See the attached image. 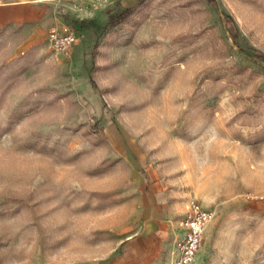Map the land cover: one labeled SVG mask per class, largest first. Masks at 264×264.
<instances>
[{"label":"rangeland","instance_id":"rangeland-1","mask_svg":"<svg viewBox=\"0 0 264 264\" xmlns=\"http://www.w3.org/2000/svg\"><path fill=\"white\" fill-rule=\"evenodd\" d=\"M256 50L264 0H0V264L118 256L157 183L212 212L195 264H264ZM169 242L136 262L171 264Z\"/></svg>","mask_w":264,"mask_h":264},{"label":"crops","instance_id":"crops-1","mask_svg":"<svg viewBox=\"0 0 264 264\" xmlns=\"http://www.w3.org/2000/svg\"><path fill=\"white\" fill-rule=\"evenodd\" d=\"M154 190V193L146 196L149 202L145 205L143 217L134 219L129 226V231L121 242V253L114 258L103 260L102 264H140L136 259L142 254L141 245L156 240L165 242L167 236L170 239V251L173 253L178 250V242L185 234V228L181 226L180 220L185 215L186 206L184 203H179L178 206L173 204L177 207L176 210L171 208V204L167 207L161 206V202L167 200L165 192L161 191L158 183Z\"/></svg>","mask_w":264,"mask_h":264},{"label":"built area","instance_id":"built-area-1","mask_svg":"<svg viewBox=\"0 0 264 264\" xmlns=\"http://www.w3.org/2000/svg\"><path fill=\"white\" fill-rule=\"evenodd\" d=\"M78 39V33L71 24L50 31L51 45L56 50L69 52ZM212 217V212L204 208L199 201L192 199L187 206L180 224L185 228L184 237L178 242L177 254L171 264H195L203 245L205 229Z\"/></svg>","mask_w":264,"mask_h":264},{"label":"trees","instance_id":"trees-1","mask_svg":"<svg viewBox=\"0 0 264 264\" xmlns=\"http://www.w3.org/2000/svg\"><path fill=\"white\" fill-rule=\"evenodd\" d=\"M132 11V7H128V8H125L124 10L120 11L118 14L116 15H112L110 17V20H109V26H114L116 24H118L119 22H121L122 20H124ZM79 23L81 24H94V25H98V21L96 20V18H82V19H78L77 20ZM242 50L244 51H248L246 48H242ZM256 54H258L259 56H264V53L262 52H259V51H255Z\"/></svg>","mask_w":264,"mask_h":264}]
</instances>
